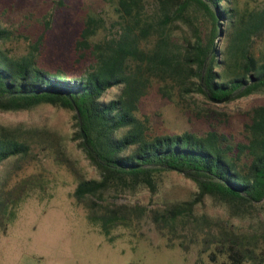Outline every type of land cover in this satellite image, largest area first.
Returning <instances> with one entry per match:
<instances>
[{
  "label": "trees",
  "instance_id": "16d2710c",
  "mask_svg": "<svg viewBox=\"0 0 264 264\" xmlns=\"http://www.w3.org/2000/svg\"><path fill=\"white\" fill-rule=\"evenodd\" d=\"M100 2L86 5L81 17L74 52L86 68L79 77L39 68L32 53H9L5 44L14 34L0 20V113L42 106L70 112L69 140L97 172L87 179L39 136L0 123V236L35 187L31 177L10 185L5 167L40 149L75 175L72 198L108 242L114 230L132 227L145 214L143 207L109 200L139 189L155 195L162 173L172 172L190 179L196 191L155 213L161 228L169 231L178 218H194L195 208L209 200L231 219L259 220L264 239V104L246 111L235 134L214 125L201 135L156 134L139 114L154 82L158 94L171 101L264 94V6L241 7L237 0ZM215 243L228 264H259L256 249L235 237Z\"/></svg>",
  "mask_w": 264,
  "mask_h": 264
},
{
  "label": "rangeland",
  "instance_id": "374dc122",
  "mask_svg": "<svg viewBox=\"0 0 264 264\" xmlns=\"http://www.w3.org/2000/svg\"><path fill=\"white\" fill-rule=\"evenodd\" d=\"M148 1L149 5L155 2ZM237 2L241 7L264 6V0ZM88 4L102 5L100 0H0L1 25L14 34L5 44L6 50L17 56L32 53L38 67L50 73L83 75L86 64L77 59L74 45ZM158 85L154 82L139 104V114L156 134L189 131L201 135L210 125L235 134L246 111L264 104V94L222 103L198 95L171 101L158 94ZM0 123L31 131L46 142L45 146L62 151L84 177H97L93 166L69 140L73 124L70 112L42 106L22 113H0ZM5 168L10 185L31 177L35 187L20 204L6 234L0 236V264H228L224 249L215 243L225 235L254 247L259 264H264L261 222L231 219L224 208L209 200L195 208L194 218H178L169 231L157 225L155 213L191 198L196 191L194 183L178 172L162 173L155 195L139 189L109 200L143 207L145 214L132 227L114 230V240L108 242L89 224L84 207L72 198L75 175L51 151L38 149L33 157Z\"/></svg>",
  "mask_w": 264,
  "mask_h": 264
},
{
  "label": "water",
  "instance_id": "95a60500",
  "mask_svg": "<svg viewBox=\"0 0 264 264\" xmlns=\"http://www.w3.org/2000/svg\"><path fill=\"white\" fill-rule=\"evenodd\" d=\"M225 100H226V99H225ZM225 100H222V101L212 100V101H214V102H216V103H222V102L225 101ZM84 139H85V136H84Z\"/></svg>",
  "mask_w": 264,
  "mask_h": 264
}]
</instances>
